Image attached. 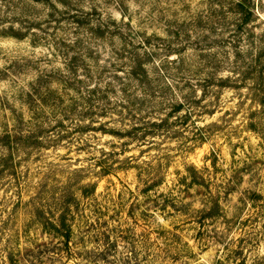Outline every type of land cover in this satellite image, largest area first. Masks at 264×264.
<instances>
[{
  "label": "rangeland",
  "instance_id": "374dc122",
  "mask_svg": "<svg viewBox=\"0 0 264 264\" xmlns=\"http://www.w3.org/2000/svg\"><path fill=\"white\" fill-rule=\"evenodd\" d=\"M253 71L264 0H0V264H264Z\"/></svg>",
  "mask_w": 264,
  "mask_h": 264
},
{
  "label": "trees",
  "instance_id": "16d2710c",
  "mask_svg": "<svg viewBox=\"0 0 264 264\" xmlns=\"http://www.w3.org/2000/svg\"><path fill=\"white\" fill-rule=\"evenodd\" d=\"M254 73H257V76H254ZM251 77H257L256 79H258V81L260 82H257V86H256V89H255V95H258L256 100L260 101L262 104H264V74H263V71H253V74L252 76H248V78H251ZM246 78V77H245ZM244 80V79H243ZM181 107V106H179ZM178 107V108H179ZM176 108V109H178ZM180 111V110H179ZM169 124L168 122V118H161L159 121H156V120H153V121H147V122H144L142 123L140 126H134V130H126L125 132L124 131H121V130H116L115 132H113L116 136H119L121 138H126L128 137V139L130 140H136L138 143H140L141 145H144V144H147V145H152L153 142H151L150 139L154 140V138H156V135H158L161 131H164L162 130L163 128L166 129L167 125ZM161 129V130H160ZM6 136V143L5 145L8 147V150H9V155L6 156L5 158H3V161H4V167H6L7 169V172L11 173V174H15L16 173V170H15V165L13 163L14 161V151H15V147L17 145H19L20 142L18 141H14L13 140V135L10 134V133H7L5 134ZM151 137V138H150ZM23 138V137H21ZM25 139H27L29 141V146H37L38 147V144L40 143V139L41 137H39V135H32V136H27ZM126 160H130L131 162H128V161H124L121 163L124 164L126 163V165H129V167H135L137 168L138 170L140 169H143V170H149V169H152V167H150V164L147 163L146 161L144 162L145 164H147V169H144V167L142 168L141 166L136 165V164H132V160L133 158L130 157V158H126ZM102 170L100 172L101 175H108L111 173V171L115 168H112V164H108L109 161H104L102 162ZM120 167H123V166H120ZM125 167V166H124ZM127 167V166H126ZM192 170L194 172V175H192V178H193V183H201V181L204 180V178L202 179H199V170L195 167V166H192ZM154 174V172H151ZM152 175V174H151ZM159 177V174L158 176H155L153 178H151V181L153 182V185L152 186H155V185H160L163 183V177ZM95 186V185H94ZM153 187H150V189H152ZM217 206L219 207V203H217ZM61 225L63 227H65L66 231L68 232V234H63L66 236V240H70V233L72 232V228H71V225L68 224V221L66 219H63L61 221ZM54 229L56 231H61V228L57 225L54 224Z\"/></svg>",
  "mask_w": 264,
  "mask_h": 264
}]
</instances>
